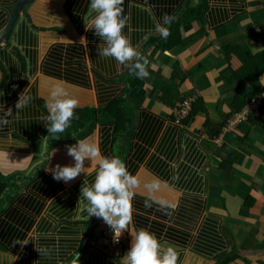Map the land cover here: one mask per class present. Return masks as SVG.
I'll return each mask as SVG.
<instances>
[{"label": "crops", "instance_id": "0c3cea01", "mask_svg": "<svg viewBox=\"0 0 264 264\" xmlns=\"http://www.w3.org/2000/svg\"><path fill=\"white\" fill-rule=\"evenodd\" d=\"M190 1L124 0V34L149 61V76L141 82L127 69L118 71L114 59L99 57L101 41L83 23L89 0L25 4L14 24L20 17L31 25L36 61L26 46V68L12 72L10 62L19 60L0 45V173L16 176L15 194L0 202V264H70L76 252L79 264H121L130 248L124 231L122 256L115 258L98 244L110 227L97 220L92 228L83 217L79 189L92 182L94 169L69 182L52 177L56 164L74 165L65 146L43 153L49 132L43 104L55 83L78 100L75 111L98 112L76 141L98 143L103 155L120 157L141 181H161L157 197L171 207H145L148 195L141 189L132 201L136 228L174 247L178 264H219L229 257L231 264H264V126L249 119L226 130L264 88V0H206L202 21L180 29L183 44L170 50L150 46L160 38L144 39L154 27L152 15L175 17L199 2ZM18 2L0 0V41L13 28L3 35ZM143 17L149 21L141 22ZM135 86L141 93L132 99ZM22 93L31 102L16 110ZM187 99L197 112L176 125L174 109ZM117 100H123L127 120L121 137L112 119L99 113ZM8 109L12 114L5 117Z\"/></svg>", "mask_w": 264, "mask_h": 264}, {"label": "clouds", "instance_id": "9594fccd", "mask_svg": "<svg viewBox=\"0 0 264 264\" xmlns=\"http://www.w3.org/2000/svg\"><path fill=\"white\" fill-rule=\"evenodd\" d=\"M123 4L124 0H89L87 14L83 17L85 31H92L100 39L97 47L99 57L114 59L118 71L127 69L129 75L143 80L149 76V61L124 34L128 17L124 14ZM152 19L154 27L148 30L144 39L156 34L166 40L171 34L169 26L175 17L164 13L159 19L152 15ZM31 99L22 93L15 105L16 110L26 107ZM44 107L47 115L41 119L45 121L51 137L57 139V134L65 132L72 120L78 118L75 115L78 100L61 83L50 87ZM4 113L5 117L11 116L12 109ZM2 122L6 124L8 121L5 118ZM65 147L74 165L56 164L50 169L52 177L57 181L69 182L86 174L89 168L94 169L93 181L81 184L78 201H82L81 210L88 220L95 216L110 227L115 243L119 242L124 231L129 233L130 248L121 258V264H178V252L174 247H163L155 234L143 227L136 228L133 223L132 201L141 189L148 195L145 207H151L153 203L161 209L171 207L167 200L157 197L162 188L161 181L158 178L141 181L129 172L120 157L103 155L98 143L81 139ZM86 160L90 162L89 167H85ZM70 264H79L78 252Z\"/></svg>", "mask_w": 264, "mask_h": 264}, {"label": "trees", "instance_id": "16d2710c", "mask_svg": "<svg viewBox=\"0 0 264 264\" xmlns=\"http://www.w3.org/2000/svg\"><path fill=\"white\" fill-rule=\"evenodd\" d=\"M193 0L190 1V3ZM206 0H199L198 4L194 5L192 2V5L187 6L185 10H183L182 14L175 16L174 21L169 26L170 35L165 40L161 37L155 40H151L148 44L150 46H155L158 49L161 50H170L171 48L183 44V40H181L180 35V29L183 26L190 25L193 22L196 21H202V16L204 14V11L206 9ZM146 13V12H145ZM20 15H24V12ZM27 16V15H26ZM149 21L148 17H143L141 22ZM32 27L28 23V21L24 18H18L16 23L14 24L12 30L7 34V36L0 41V45L5 49L11 48L12 53L10 58L15 55L16 58H18V62H15L14 64L12 61L10 62V70L12 72L17 71L14 67L18 66L21 68V71L26 68V55H28V51L26 50V46L30 47L31 56L34 58V61H36V51L32 49V47L35 45V40L33 38L35 35L33 34V31L31 30ZM190 50H194V47L190 46ZM36 64V63H35ZM134 77V76H133ZM135 78V77H134ZM13 79V78H12ZM21 79V78H19ZM136 81L141 82V79L135 78ZM139 93H141L140 88L135 86L131 89V95L133 96L132 99H135L137 96H139ZM123 100H117L114 103H112L107 108L102 109L101 113H105L108 118L112 119V121L115 123V134L117 137L122 136V131L125 129L127 125V120L125 118V115L123 113V105H120V102ZM197 102V101H196ZM195 102L192 105L191 109V116H195V113L197 112V108L195 107ZM43 109L46 111L44 104ZM47 112V111H46ZM98 112L96 109H89L87 110H76L75 115L78 117L77 119H73L72 123L69 128L65 130L63 133L57 134V137H49L48 140V149H54L59 146H66V145H72L76 143V133L84 130L88 125H91L93 121H96ZM190 116V114H189ZM190 116V117H191ZM41 147L42 144L36 145L37 152L41 153ZM47 162L42 164L40 167L43 168ZM40 171V170H37ZM16 176H13L11 179H5V177L0 173V202H3L4 204L6 202H9L10 198L13 194H15L14 191H12V187H16L12 181H14ZM93 181V179H91ZM0 205V212L3 210V206ZM9 204V203H8ZM83 217H87L86 213H83ZM90 222L89 225L94 228L98 223L97 220H102L101 218H97L95 216L89 218ZM124 248V247H123ZM234 258L229 257L224 259L219 264H231L233 263Z\"/></svg>", "mask_w": 264, "mask_h": 264}, {"label": "built area", "instance_id": "2783aa9c", "mask_svg": "<svg viewBox=\"0 0 264 264\" xmlns=\"http://www.w3.org/2000/svg\"><path fill=\"white\" fill-rule=\"evenodd\" d=\"M194 102L195 101L192 99L183 100L174 109V124L181 125V123L186 118H188ZM249 119H252V121L264 126V88L262 92L258 94V96H255L252 100L246 103V105L241 110L237 111L232 116V119L227 123L226 130H233L239 124L249 121ZM122 235L119 239V242L115 243L113 241L112 231L110 230L100 238L98 244L110 248L112 251V255L115 258H120L122 256L123 247L125 245Z\"/></svg>", "mask_w": 264, "mask_h": 264}, {"label": "water", "instance_id": "95a60500", "mask_svg": "<svg viewBox=\"0 0 264 264\" xmlns=\"http://www.w3.org/2000/svg\"><path fill=\"white\" fill-rule=\"evenodd\" d=\"M29 1H31V0H19V2L17 3V8L14 10L13 15H12V17L10 18V20H9V22H8V25H7V28H6V30H5V32H4L3 35H6V34L8 33V31L13 27L16 17L22 12L23 7H24L25 4H26L27 2H29ZM194 2L197 3L198 0H194ZM49 137H51L50 132H48V133L46 134V136H45V140H44V143H43V153H44V154H45L46 151H47V147H48V139H49ZM41 162H42V160L39 161L37 164H34L33 167L31 168V170H32L36 165L40 164Z\"/></svg>", "mask_w": 264, "mask_h": 264}]
</instances>
